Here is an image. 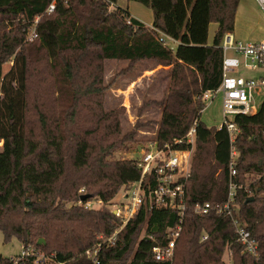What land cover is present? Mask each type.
<instances>
[{
	"label": "trees",
	"instance_id": "trees-1",
	"mask_svg": "<svg viewBox=\"0 0 264 264\" xmlns=\"http://www.w3.org/2000/svg\"><path fill=\"white\" fill-rule=\"evenodd\" d=\"M49 1L0 0L4 241L15 236L66 264H264V98L255 112L233 116L238 129L233 141L224 127H208L199 119L203 92L220 84V44L223 34L233 31L240 0H129L150 7L151 27L116 0L58 1L53 11L45 12ZM210 22L216 29L208 43ZM33 25L36 36L28 40ZM158 31L177 42L174 50L157 40ZM105 60L126 61L122 75L144 60L169 66L160 96L143 99L139 106L143 111L151 102L159 109V117L145 123L154 126L150 139L157 147L182 138L197 119L185 209L171 261L155 259L152 248L165 244L180 211L157 203L151 174L142 180L141 205L121 229V218L107 206L118 190L139 179L141 168L137 159H108L134 132H122V106L102 107L108 87ZM6 62L10 66L2 73ZM34 78L37 85L49 79L53 88L35 87L30 83ZM85 104L90 112L86 122L79 112ZM231 147L237 155L230 177ZM230 179L238 185L234 216L256 242V256L244 251L228 216L193 211L196 203L225 201ZM83 195L89 197L81 200ZM250 196L253 200L245 203ZM88 198L103 204L85 206ZM203 234L207 237L201 240ZM97 243L94 262L85 251ZM0 264L35 263L32 257L14 263L12 257L0 256Z\"/></svg>",
	"mask_w": 264,
	"mask_h": 264
},
{
	"label": "built area",
	"instance_id": "built-area-1",
	"mask_svg": "<svg viewBox=\"0 0 264 264\" xmlns=\"http://www.w3.org/2000/svg\"><path fill=\"white\" fill-rule=\"evenodd\" d=\"M58 1L67 2L68 0H50L45 12L54 10ZM259 7L264 20V0H254ZM39 16L34 19V24L37 23ZM129 22V21H128ZM36 36L34 25L30 28L28 40ZM156 38L162 44H166L168 40H172L166 34L158 31ZM221 48L223 51L222 58V74L220 84L216 89L204 91L202 94L203 100H208L209 95L213 93H221L222 100V114L225 117L223 123L218 127H224L229 135L230 141H233V135L238 131L233 118L228 119L227 115L232 114H248L250 112V103L253 101V94L264 95V29L263 36L257 41L241 42L236 40L232 32H226L222 36ZM242 66L251 71L257 72L255 77H243L233 75L238 67ZM197 119L195 118L186 133L182 138L174 139L173 143L165 144L162 147L155 146L152 149H145L141 152L140 158L137 160L138 166L141 168L140 177L133 182L131 186L124 190L123 197L129 199L127 203L116 205L113 213L122 220L124 224L137 212L142 203V197L145 191L143 186L144 176L151 174L154 179L152 194L159 205L178 208L180 217L177 223L169 228L166 235V242L164 245L154 246V257L157 260L171 261L173 256V247L179 235L182 224V214L185 209V184L190 173L191 156L195 144V126ZM186 144V148L173 147L175 144ZM237 152L231 147L230 151V177L235 174L233 168L235 156ZM238 188L236 182L230 179L228 183V192L225 201L210 203L202 202L196 203L193 208L196 214H207L214 211L217 214H224L228 216L235 225V233L238 240L243 245L246 253L256 256V242L250 237V233L246 230L234 216V196L235 190ZM83 190L81 189L80 192ZM88 207H100L103 202L100 199H89L84 202ZM118 229V230H119ZM116 230L108 240L114 239ZM207 237L206 234L201 236V240ZM101 243L85 251V257L96 262V254ZM32 257L35 264H66L63 261L54 260L53 254L45 256V254L37 247L32 245L21 246V252L17 257H12L14 263L18 259ZM230 264V262H229Z\"/></svg>",
	"mask_w": 264,
	"mask_h": 264
},
{
	"label": "rangeland",
	"instance_id": "rangeland-1",
	"mask_svg": "<svg viewBox=\"0 0 264 264\" xmlns=\"http://www.w3.org/2000/svg\"><path fill=\"white\" fill-rule=\"evenodd\" d=\"M118 1L119 3H117V5L124 8L126 7V4L124 3L129 0ZM132 2L133 4L140 6L135 8L133 7L132 9L134 11L140 13L141 16L149 13V18L153 17L150 7L134 1ZM263 26V15L255 1L240 0L236 10L234 28L232 31L235 39L240 40L241 42L260 40L263 33ZM215 29V23L210 22L208 25L207 35L208 43H211ZM166 45L172 50H174L176 47V43H174L172 40H168ZM126 64V61L105 60L103 65L104 83H107L108 87L105 91L102 107L103 109H110L118 104L119 106H122V132H134L131 139L122 141L119 147L112 151V154L108 157L110 160H138L143 150L152 149L155 146V143L150 139L153 134L152 132L154 126L147 124L145 125V123H147L149 120L157 119L159 117V109L151 102L149 103V107L145 108L143 111L139 110V106L143 99L159 97L160 93L168 82L167 70L169 69V66H164L153 61L144 60L136 63L130 72L122 75L119 72L126 66ZM9 66V62L3 64L1 69L2 73L7 71ZM45 74H47V72H45ZM143 74L144 76H142ZM232 74L243 77H255L257 72L240 66ZM41 76L42 75H40V78ZM136 76H138L140 80L137 81V84L132 85L131 88H129V84L133 80L138 79ZM37 81L38 80H36V78L33 80L30 79V83H33L35 87L38 86V88L45 90L53 88V82L49 79H47L44 84L39 83V85H37ZM209 97L210 98L208 100H204V106L200 111L199 119L208 127L218 128L225 119L222 114L221 93H216L215 95L211 93ZM263 98L264 95L262 94H253V101L250 103V112L256 111L259 108ZM79 110L81 116H83L86 122L88 120V116L90 115L88 104L80 107ZM227 118L232 119L233 115L229 114L227 115ZM135 124L140 125L137 126ZM124 194L125 191L123 189L118 190L112 200H110V202L107 204L112 212L116 205L124 204L129 201V199H125L123 197ZM21 246V242L15 236H11L9 240L4 241L3 234L0 231V256L14 257L21 252ZM42 252L45 254V256L50 255L47 252ZM225 259L226 261L228 260L226 255Z\"/></svg>",
	"mask_w": 264,
	"mask_h": 264
},
{
	"label": "crops",
	"instance_id": "crops-1",
	"mask_svg": "<svg viewBox=\"0 0 264 264\" xmlns=\"http://www.w3.org/2000/svg\"><path fill=\"white\" fill-rule=\"evenodd\" d=\"M117 3H119V1L117 0L116 1V5H117ZM123 4V3H122ZM124 4H126V7H124L123 9H126V11L132 16V17H134V18H136L137 20H139V21H141L142 23H144L146 26H148V27H151V25H152V20H153V17H151V18H149V13H147L146 15H144V16H141L140 15V13H138L137 11H134L132 8L134 7H140V6H138V5H136V4H133V2L132 1H127V2H125ZM118 6V5H117ZM122 6H124V5H122ZM120 7V6H119ZM122 8V7H121ZM139 9H141V8H139ZM263 29H264V26H263ZM262 36H263V33H262V35H261V38H262ZM174 43H176L177 44V42L175 41V40H172ZM146 72V71H145ZM149 72V71H148ZM150 72H151V70H150ZM142 76H144V74L142 75ZM138 80H140V78L138 77V79H135V80H133L130 84H129V88H131V86L132 85H135V84H137V81ZM130 90V89H129ZM0 146H1V144H0Z\"/></svg>",
	"mask_w": 264,
	"mask_h": 264
},
{
	"label": "water",
	"instance_id": "water-1",
	"mask_svg": "<svg viewBox=\"0 0 264 264\" xmlns=\"http://www.w3.org/2000/svg\"><path fill=\"white\" fill-rule=\"evenodd\" d=\"M87 197H89L88 195H83V196H81V200H84V199H86ZM253 200V196H250V197H248V198H246V200H245V203H247V202H250V201H252ZM38 243H45V240L43 239V238H39L38 239Z\"/></svg>",
	"mask_w": 264,
	"mask_h": 264
}]
</instances>
